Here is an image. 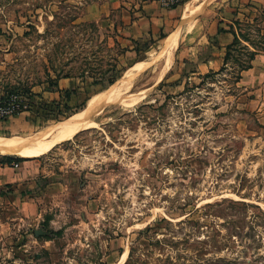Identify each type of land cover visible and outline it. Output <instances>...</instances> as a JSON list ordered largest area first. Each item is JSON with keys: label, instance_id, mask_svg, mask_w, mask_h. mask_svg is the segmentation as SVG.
<instances>
[{"label": "rangeland", "instance_id": "rangeland-1", "mask_svg": "<svg viewBox=\"0 0 264 264\" xmlns=\"http://www.w3.org/2000/svg\"><path fill=\"white\" fill-rule=\"evenodd\" d=\"M108 11L0 0V95L65 75L79 85L38 128L1 137L47 139L97 93L141 95L95 105L96 126L33 155L41 217L0 225V264H264V104L236 83L264 33L246 26L253 48L242 41L222 71L191 78L178 48L164 72L170 36L124 47Z\"/></svg>", "mask_w": 264, "mask_h": 264}, {"label": "crops", "instance_id": "crops-1", "mask_svg": "<svg viewBox=\"0 0 264 264\" xmlns=\"http://www.w3.org/2000/svg\"><path fill=\"white\" fill-rule=\"evenodd\" d=\"M213 1L217 2L214 6ZM113 10L118 12L113 25L117 23V36L124 47H133L132 43L143 40L156 42L167 36L178 37L177 48L183 62L191 66V78L227 66L228 46L235 37L251 46L243 39L246 26L251 29L258 26L264 33V0H188L178 7H165L158 0H109L107 15ZM142 60L145 57L130 67ZM236 83L254 90L264 104V51L255 52L250 67L242 70ZM76 85L74 78L64 77L58 79L54 90L45 86L36 93L63 106L68 101L65 92L79 86ZM38 116L36 112L14 115L0 123V132L16 134L38 128L41 119L36 118H42ZM1 155L0 225H17L16 221L41 217L35 187L43 172L42 161L34 156Z\"/></svg>", "mask_w": 264, "mask_h": 264}, {"label": "bare ground", "instance_id": "bare-ground-1", "mask_svg": "<svg viewBox=\"0 0 264 264\" xmlns=\"http://www.w3.org/2000/svg\"><path fill=\"white\" fill-rule=\"evenodd\" d=\"M165 45L166 61L164 72H166L165 70H167L171 65L174 54L173 52L178 47V37H171L168 41H166ZM146 63V61H143V63H140L139 65L142 66ZM140 97L141 95H127L108 91L97 93L90 98L87 110L76 113L67 120L59 123L56 127L55 135L50 138L37 139L29 143L26 139L5 138L0 136V153L18 154L20 156L30 157L45 152L60 142L71 139L79 131L84 130L86 126H96L97 123L91 120V114L89 113V110L95 105L103 102H119L125 105H130L136 103ZM127 255L128 254L126 252L123 259H126Z\"/></svg>", "mask_w": 264, "mask_h": 264}, {"label": "built area", "instance_id": "built-area-1", "mask_svg": "<svg viewBox=\"0 0 264 264\" xmlns=\"http://www.w3.org/2000/svg\"><path fill=\"white\" fill-rule=\"evenodd\" d=\"M165 7H178L188 0H158ZM21 89L10 90L0 95V123L10 117L24 112L33 111V100L31 94ZM34 98L40 100L43 98L34 93ZM45 99V98H44ZM17 165V164H15Z\"/></svg>", "mask_w": 264, "mask_h": 264}, {"label": "trees", "instance_id": "trees-1", "mask_svg": "<svg viewBox=\"0 0 264 264\" xmlns=\"http://www.w3.org/2000/svg\"><path fill=\"white\" fill-rule=\"evenodd\" d=\"M242 43V40L240 39V38H238V37H235V39H234V41H233V43L232 44H230L229 46H228V53H227V55H226V57H225V63H228V61H229V58H230V56H231V53L234 51V49L236 48V46L238 45V44H241ZM125 49H127V48H125ZM255 56V52L252 54V56L250 57V61H249V64L248 65H246V66H244L243 68H242V70H244V69H247L248 67H250V65H251V60L253 59V57ZM224 69V67L223 68H221L219 71H217V72H210V73H208V74H205V75H202L201 77L203 78V79H205V78H207L210 74H217L218 72H220V71H222ZM242 70H241V72H242ZM113 74L110 76V80H109V84H114L118 79H120L121 78V73H118V74H116V70L114 69L113 70ZM240 72V73H241ZM66 78V77H68L67 75H65V76H58L57 77V79L55 80V82L53 83V85L52 86H48L49 87V89H51V90H54L55 89V84H57V81H58V79H60V78ZM18 89V88H17ZM14 90H16V88L14 89ZM26 92H31V90H26ZM34 93L33 94H31V98H32V100H33V112H36L37 113V115H40V116H48V114H50V116H55V114H57V113H59L60 111H61V109H62V106L60 105V103H58V102H56V101H52V102H49V101H47L46 99H44V98H41L40 100H38V99H35L34 98ZM65 96H66V98H68V96H67V91L65 92ZM56 110H57V112H56ZM59 111V112H58ZM47 114V115H46ZM5 158H9L8 156L6 157L5 156ZM8 161H10V160H8Z\"/></svg>", "mask_w": 264, "mask_h": 264}]
</instances>
